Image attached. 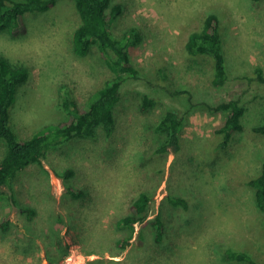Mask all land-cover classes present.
Wrapping results in <instances>:
<instances>
[{
  "label": "rangeland",
  "instance_id": "374dc122",
  "mask_svg": "<svg viewBox=\"0 0 264 264\" xmlns=\"http://www.w3.org/2000/svg\"><path fill=\"white\" fill-rule=\"evenodd\" d=\"M114 3L123 13L111 32L127 45L137 77L122 81L111 134L100 127L94 137L53 147L3 188L0 264H247L229 261L233 251L264 264V213L248 184L264 163V135L253 131L264 125V83L256 74L264 73V0ZM209 15L221 25L228 71L221 89L211 84V59L186 49ZM25 22L21 34L0 32V55L31 72L10 112L20 139L66 121L65 100L88 103L115 77L96 46L86 56L74 51L81 24L74 0L26 14ZM233 99L245 110L244 129L222 147L216 130L226 113L210 107ZM168 110L184 118L177 154L158 152ZM6 151L0 141V160ZM142 192L152 195L148 220L161 217L164 240L155 241L148 223L137 224L123 250L117 241L126 233L117 223Z\"/></svg>",
  "mask_w": 264,
  "mask_h": 264
},
{
  "label": "trees",
  "instance_id": "16d2710c",
  "mask_svg": "<svg viewBox=\"0 0 264 264\" xmlns=\"http://www.w3.org/2000/svg\"><path fill=\"white\" fill-rule=\"evenodd\" d=\"M74 1L81 20L73 35L74 51L80 56H86L96 46L115 77L107 81L88 103L77 99L65 100L64 107L69 114L66 121L50 125L28 139H20L10 126V112L20 87L29 80L31 72L26 67L12 64L0 55V141L5 142L7 146L6 154L0 160V200L5 194L3 188H10L29 166L41 164L51 148L75 138L94 137L100 127H103L107 134H111L115 123L114 110L121 101L122 81L126 76L137 77L138 70L132 64L127 45L115 38L111 32L112 23L123 13L122 6L114 3V0ZM57 2L58 0H0V32H25L26 14L47 12L54 8ZM220 27V21L215 15L207 16L200 29L190 34L186 45L189 55L211 59V84L218 89L223 88L228 81ZM256 74L258 80L264 83L263 71L257 69ZM151 103V100L145 99V107H149ZM210 108L226 113L222 127L216 130L221 138V146L226 147L234 134L243 131L242 118L245 110L239 99L224 101ZM183 125L184 118L176 110L165 112L159 128L167 137L158 149L159 153L177 154L181 151L180 136ZM253 131L264 135V125L254 127ZM248 184L254 189L259 211L264 213V163L260 173ZM69 193L76 194L73 189L69 190ZM151 201V193H140L131 204L129 214L118 221V230L126 233L124 238L117 241L121 249L126 250L130 246L137 224L148 223L155 232V241L161 243L164 240V224L161 217L148 220ZM169 201L175 206H187L182 198L170 197ZM5 224L7 223H2L4 226ZM142 236L141 231L140 239ZM227 259L247 264H263L245 252H230Z\"/></svg>",
  "mask_w": 264,
  "mask_h": 264
}]
</instances>
